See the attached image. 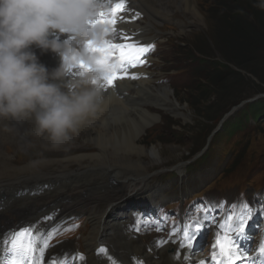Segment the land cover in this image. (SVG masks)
<instances>
[{"label":"bare ground","instance_id":"obj_1","mask_svg":"<svg viewBox=\"0 0 264 264\" xmlns=\"http://www.w3.org/2000/svg\"><path fill=\"white\" fill-rule=\"evenodd\" d=\"M177 1L156 0L151 6L148 0H101L104 5L101 13L119 3L124 5L123 12L115 17L111 13L104 15L103 20H116L115 25L108 24L107 39L112 43H132L149 48L146 45L153 43L152 35H146L150 33V27L138 24L135 13H145L151 25L160 20L174 21L168 13L176 8L182 7L192 16L198 14L193 0H182L180 7H177ZM137 5H142L143 9L134 13ZM69 35L60 34L59 38L64 40ZM33 50L50 71L59 67L61 57L58 53L35 46ZM141 61L148 62L149 58L144 56ZM81 70L73 68L69 78ZM118 76L121 78L111 86L104 80L101 82L102 99L98 111L73 136L74 140L79 136L87 140L89 144H83L87 147L75 148L73 143H65L54 148L46 135L36 137L29 133L34 126L32 121L18 123L0 117V264H9L10 259L2 263L6 254L15 258L10 251L12 239L25 227L32 232L35 246L31 264H51L52 261L59 264H213L210 258L217 248L215 238L219 232L216 228L219 219L214 220L212 214V225L204 220L201 234L209 232L211 236L206 255L189 246L191 240L180 235L181 228L173 231L167 227L165 231L150 234L146 224L141 227L128 225L130 219L146 216L145 219L156 228L161 226L163 219L157 206L166 197V190L162 191L164 187L152 182L149 172L150 167L162 159L157 148H146L141 141L147 128L158 121L153 109H170L178 104L171 87L166 83L157 84L145 65L122 70ZM121 136L127 138L121 141ZM30 137L38 139L41 147L53 149L26 156L25 163L18 166L17 160L12 159L2 146L10 144L24 149V141ZM10 145L8 147L13 151ZM88 147H93L94 151L87 153ZM47 154L51 159L41 158ZM140 187L142 195H135L124 204L123 199ZM137 198H144L150 204L141 206L135 202ZM79 208L86 210V222L90 227H85L89 231L78 233L79 239L65 242L58 249H50L47 245L49 236L61 227L63 219L75 216ZM261 209L256 208V211ZM251 211L247 209V214ZM156 237L158 240L155 241ZM101 249L106 251L101 252Z\"/></svg>","mask_w":264,"mask_h":264},{"label":"rangeland","instance_id":"obj_2","mask_svg":"<svg viewBox=\"0 0 264 264\" xmlns=\"http://www.w3.org/2000/svg\"><path fill=\"white\" fill-rule=\"evenodd\" d=\"M193 1L197 6V17L187 13L181 7L168 13L174 17V21L170 19L160 20L151 25L149 24L150 19L146 17L145 13L140 11L135 13L143 9L142 5H137L134 13L136 14L135 21L138 24H142L144 27L149 25L150 33H146V35H152L153 37L151 50L146 56L149 61L143 62L142 66L145 65L148 71L153 73L157 84L166 83L171 87L174 100L178 104V107L171 106L170 109L152 107V109L154 108L153 112L158 115V121L147 128L141 141V144L146 148H157L162 159V162L150 167L149 172L151 173L152 182L159 187H164L162 191L166 190L164 191L166 197L158 204L157 210L160 213L159 215L167 217L172 225L195 221L202 222L201 233L199 234L202 237V245L197 249V252L206 255V247L211 243V236L209 232L201 234L204 220L209 223V226L212 225L211 214L214 220H218L223 213L225 214L226 209L241 210L243 213L239 214L240 218L245 220L247 206L258 209L263 208L264 123H251L247 119L246 124L242 125V129L236 131L227 130L229 124H226L225 130L222 129V135L216 137L209 144L210 135L222 123L218 120L220 109L228 107L240 98L253 96L250 98L253 99L261 93L254 94L253 90L256 86L250 80L247 79L246 83V81H235L236 79H234L222 92L218 88L221 94L219 101L216 100V97H212L213 101L217 102H213L211 105L210 102L208 103V115L212 117V120L201 119V121H197L190 101L196 102L200 97V93L197 92V84L203 82V79L196 80L195 86L190 81V77H203L205 72L200 73L201 70H208L209 67H205L199 59L191 61V54L198 51L205 55L214 56L215 61H221L227 55L235 57L234 59H240L241 47L248 42L245 38L246 33L251 37H257L259 33L263 36L261 30H259L256 11L263 17L261 21L264 22V0H239L244 13L232 14L228 9H224L223 14L212 19L208 12L214 0ZM177 2V7H180L182 0ZM155 3L156 0H148V4L151 6H154ZM224 14L233 16L228 21L227 15ZM140 15L143 17H140ZM237 17L239 22H247V26H243L241 30L237 29L235 25ZM217 42L220 51L215 48ZM252 44L259 49V52L264 51V36L263 42L262 40L253 41ZM233 52L236 54H233ZM252 80L259 84L254 77H252ZM234 82L235 84H233ZM237 85H242L238 91H229ZM250 99L248 98L245 101L247 102ZM240 104L231 107L226 113L232 112L233 108L236 107L231 117H228V119L231 118L230 121L235 126L241 122L240 117L237 118V114L246 105L244 103L239 107ZM127 136H121L119 139L124 141ZM24 143V149L9 144L10 147L12 146L13 151H10L7 144L2 146L12 159L17 160L18 166L25 163L26 156L30 157L38 151L43 152L53 149L52 147H45V145H42L44 148L41 147L38 139L32 137L25 140ZM70 143L76 145L75 148L85 146L83 144L86 143L89 144L87 140L85 141L80 136L76 140L72 139ZM93 151V147L86 148L87 153ZM203 154L205 155L202 156ZM41 158L47 160L51 159V156L47 154V156ZM148 159L146 158V161ZM140 189L141 187L130 192V195L123 199L124 204H127L135 195L141 196L143 191H139ZM135 202L141 206L147 203L150 204V201L144 198H137ZM85 212V209L79 208L75 216H67L63 219L60 224L61 227L49 236L48 247L58 249L65 242L79 239L80 235L78 233H87L89 230L85 226L90 227V225L86 222ZM145 218L146 216H141L137 220L130 219L127 222L128 225H137L138 227L146 224L147 228L150 229L148 232L150 234L157 230L160 232L165 231L170 226L168 221L162 218L160 228H156ZM255 219L257 220L255 226L258 227L262 224L258 214ZM209 226L206 229H209ZM252 230L253 226L245 235ZM192 233L194 234L195 231L193 230ZM257 233H260V231L253 232V238L257 236ZM156 240H158L157 237Z\"/></svg>","mask_w":264,"mask_h":264},{"label":"clouds","instance_id":"obj_3","mask_svg":"<svg viewBox=\"0 0 264 264\" xmlns=\"http://www.w3.org/2000/svg\"><path fill=\"white\" fill-rule=\"evenodd\" d=\"M103 7L101 0H0V117L32 121L29 133L46 135L54 148L72 141L98 111L101 82L119 68L96 50L110 32L98 17ZM33 46L58 53L59 67L50 71ZM81 62L90 70L69 78Z\"/></svg>","mask_w":264,"mask_h":264},{"label":"trees","instance_id":"obj_4","mask_svg":"<svg viewBox=\"0 0 264 264\" xmlns=\"http://www.w3.org/2000/svg\"><path fill=\"white\" fill-rule=\"evenodd\" d=\"M224 9H228L230 13L232 14H240L244 13L243 8L240 7V1L239 0H214L209 7V12L211 15V19L214 17H217L218 15L223 14ZM260 13L256 11L257 15V20L259 21V30H261L262 35L264 36V22L261 21L263 17L259 15ZM227 15V20L231 19V16L229 14H224ZM235 17V16H234ZM238 18V17H237ZM235 18V19H237ZM239 18L236 20V28L241 30L243 26H247V22L245 21L244 23H241L238 21ZM263 36L259 33L257 37H251L248 36L246 33V42L247 44L243 47H241V57L240 59H234L235 57H229L228 55L224 57L221 61H218L214 59V56L210 55H205L203 53H199L198 51L195 54H191L192 58L191 61L194 59H199L202 64L205 65V67H209L208 70L202 69L200 73L205 72V75L203 77H197V78H192L190 77V81L194 83L196 86V80L198 79H203V82L197 84V92L200 93V97L197 99L196 102H192L191 106L194 110L196 120L201 121L203 120H212V117L208 115L209 110L207 107L208 103L210 102V105L213 104V99L212 97H216V100H220L221 94L220 91L222 90L230 83V81H246L247 79L250 80L256 88H254L253 92L254 94L256 93H264V51H260L255 47V45L252 44L253 41H261L263 42ZM249 44V45H248ZM248 45V46H247ZM215 48L220 51L218 42L215 44ZM200 50V49H198ZM201 51V50H200ZM233 54H236L233 52ZM232 54V55H233ZM223 56V55H221ZM241 61H243L241 63ZM201 64V65H202ZM244 73V74H243ZM248 75V77H247ZM252 77H254L259 84L256 83V81L252 80ZM235 84V82L233 83ZM242 85H237L231 88L229 91H234V90H239ZM228 91L226 92V94ZM253 97V96H252ZM252 97H243L240 98L238 101L235 103L229 105L228 107H224L223 109H220L218 113V120L219 122L222 120V118L225 116L227 111L235 106L240 104L242 101L247 100L248 98ZM217 102V101H216ZM215 102V103H216ZM205 106V107H203ZM240 117L241 122L238 125H234L231 123L230 119H228L226 122H224L222 129L225 130L226 124H229V127L227 130H241L242 125L246 124L247 119L251 123H264V98H260L259 100H256L255 102L248 103L246 104L242 110L239 111V114H237V118ZM216 118V117H215ZM243 119V121H242ZM214 120V118H213ZM222 130L218 131L216 135L213 137L212 142L216 137H219L222 135ZM208 151V150H207ZM206 151V153H207ZM205 153V154H206ZM203 154L202 156H204Z\"/></svg>","mask_w":264,"mask_h":264},{"label":"snow or ice","instance_id":"obj_5","mask_svg":"<svg viewBox=\"0 0 264 264\" xmlns=\"http://www.w3.org/2000/svg\"><path fill=\"white\" fill-rule=\"evenodd\" d=\"M123 5L117 4L116 11L122 10ZM103 13L99 12L98 17H102ZM101 21V20H100ZM93 21L92 23H94ZM105 24L115 25L116 20H103ZM114 30V29H113ZM97 51L106 52L111 55H117L121 60H126L133 65L136 62H142L141 57L148 51L146 47H140L132 43H112L106 40L101 48L96 49ZM76 67L82 70H90L89 66L84 65L83 62L79 63ZM118 75L112 73L104 78L106 85L111 86L116 79H119ZM135 78V77H133ZM245 229L244 222H241L238 229L233 232L229 229L224 235L219 237L217 244L218 252L213 253V264H238V260L246 259L242 255L241 249L237 244L236 237L238 234H242ZM199 230V229H198ZM190 246V245H189ZM12 251L14 253V259L9 261V264H31L34 256L35 248L33 246L30 230L23 229L16 233L12 239ZM101 252L106 251L104 249ZM260 253L264 255V245L260 247ZM219 256V260L215 257ZM115 264V262H113ZM203 264V262H201Z\"/></svg>","mask_w":264,"mask_h":264},{"label":"water","instance_id":"obj_6","mask_svg":"<svg viewBox=\"0 0 264 264\" xmlns=\"http://www.w3.org/2000/svg\"><path fill=\"white\" fill-rule=\"evenodd\" d=\"M260 97H264V95L263 94H261V95H258L257 97H255V98H253V99H250L249 101H244V102H242L240 105H239V107L242 105V104H244V103H248V102H252V101H256L258 98H260ZM235 109H236V107H234L233 108V111L231 112H229L228 114H226L225 116H224V118L221 120L222 121V123H220V126L217 128V129H215L214 131H213V133L211 134V137H210V139L208 140V143L210 144L211 143V138L219 131V129L222 127V125H223V123H224V121L226 120V118L227 117H229L231 114H233V112L235 111Z\"/></svg>","mask_w":264,"mask_h":264}]
</instances>
